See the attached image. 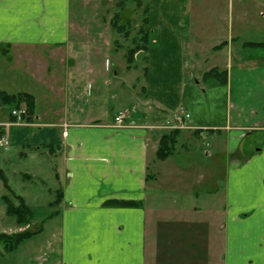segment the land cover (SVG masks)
Here are the masks:
<instances>
[{
	"label": "crops",
	"instance_id": "obj_1",
	"mask_svg": "<svg viewBox=\"0 0 264 264\" xmlns=\"http://www.w3.org/2000/svg\"><path fill=\"white\" fill-rule=\"evenodd\" d=\"M191 1L147 0L152 43L134 56L145 62L143 111L124 112L118 128L121 110L107 117L93 93L102 55L67 47L71 0H0V81L7 64L34 86L12 92L0 82V90L35 101L33 121L17 124L9 112L0 118V133L18 158L36 163L44 154L55 163L53 193L61 198L57 207L48 202L39 225L56 213L17 247L14 264H264V52L261 59L232 56L234 42L251 28L241 5L259 3L263 19L264 0L237 1L235 22L214 33L226 40L210 46L225 51V60L203 72L195 70L199 53L188 47ZM243 41L240 50L250 43ZM179 110L189 115L184 124L199 131L192 137L214 141L203 149L205 159L216 157L220 144L229 163L222 192L208 191L199 207L188 205L201 197L196 190L167 186L173 178L161 166L174 154L156 159L163 123ZM112 200L139 204L108 205ZM173 213L189 216L175 221Z\"/></svg>",
	"mask_w": 264,
	"mask_h": 264
},
{
	"label": "rangeland",
	"instance_id": "obj_2",
	"mask_svg": "<svg viewBox=\"0 0 264 264\" xmlns=\"http://www.w3.org/2000/svg\"><path fill=\"white\" fill-rule=\"evenodd\" d=\"M237 1L232 0V8L230 0L191 1L193 28L191 31L192 35L188 37L187 41L188 47H193L199 53L197 63L195 60V70L197 72L210 69V66L216 60L218 62L225 60V51L220 53H217L218 51L212 52L210 46L226 40V36L214 33L223 30L225 33L228 24L231 25L229 23L231 19H234L235 22V18L240 13L237 10ZM121 4L122 8L120 9L118 5ZM243 7L246 14H250L251 28L246 35L243 33L242 39L234 42L232 56H256V58L261 59L259 54L263 53L264 49L246 46L240 50L239 45L244 42L243 39L248 40L250 43L264 42V30L261 29L264 18L261 19L259 16V11L263 8L257 2H253L250 5H241V12ZM146 8L147 0H139V4L137 0H71L70 2L71 25L67 47H81L84 50H87L88 47H93L95 56L102 55V57L96 58L98 60L95 61V82L92 87L93 93L96 95V105L98 104L97 99H100L102 108L106 109L108 112L107 117L109 118L117 113L118 110L123 113L131 111L133 108H137L138 112L143 111L142 106L138 105L142 101V98H140L142 96L140 86L144 85L145 75L143 67L145 62L141 58L142 56L137 59L134 57L133 62L129 66L125 55L126 51L135 45V42L141 43L139 30L149 29L148 26L146 27L142 24ZM116 12L121 14V23L124 25L125 31L128 32L127 37L117 34L110 26V19ZM197 32L200 35H196ZM149 34V44L151 45L153 36L151 32ZM195 40H197L198 46L192 45ZM6 68H8L7 64L2 68L6 75L2 76L5 80L0 82L6 86L9 84L8 91L16 92L18 90H26L29 87L30 83L25 78H20L16 72L12 73L9 68L7 70L11 71V76L7 75ZM32 88L34 86L30 85V90ZM32 92L37 96L42 91L40 93L38 91ZM37 105L40 107L39 101H37ZM21 106L25 109L24 104H20L18 107L13 105L1 106L0 118H7L12 109ZM125 118L126 114L124 120ZM165 124L168 125L162 127V134L174 130L178 132L177 143L173 152L174 156L170 158L167 164L161 166L162 170H165L168 174L171 173L173 178V182H169L167 186L173 187V190L187 188L196 190L201 197L197 201L188 202V205L195 204L193 206L199 207L201 200L206 199L208 191L218 190L221 193L224 189V173L229 164L225 147L219 144L216 147V150H218L216 157L206 160L203 149L207 147L206 144L213 145V140H199L192 137L189 132L195 133L198 130L191 129L188 126L181 128V126H177L173 122V118L169 122L163 123V125ZM123 126L124 121L118 128ZM17 152V147H8L6 151L0 149V170L4 174L9 188L16 195L22 197L26 204L33 209L34 221L32 220L26 226H17L13 218L5 215V206L0 202V234L12 235L35 231L41 218L48 213V211H45L48 202L55 199L53 193L57 187L54 179L55 163L46 160L43 156L44 154L37 155L34 159L36 163H31L30 159L18 158ZM177 169L178 171L182 169L183 173L175 172L174 170ZM206 171H209L210 175ZM6 193L7 190L0 179V198ZM172 216L175 217V221H183V218L187 219L189 215L181 216L179 213H173ZM194 216L197 222L202 219V215ZM189 247L191 249L195 248V246ZM188 254L194 256L197 253L190 250ZM14 263V253H5L0 246V264Z\"/></svg>",
	"mask_w": 264,
	"mask_h": 264
},
{
	"label": "trees",
	"instance_id": "obj_3",
	"mask_svg": "<svg viewBox=\"0 0 264 264\" xmlns=\"http://www.w3.org/2000/svg\"><path fill=\"white\" fill-rule=\"evenodd\" d=\"M139 4V0H137ZM118 7L121 9L122 4L118 5ZM145 17L142 20V24L144 26H148L147 21V13L148 8L144 10ZM122 17L121 14L118 12L114 13L113 16L110 19V26L114 32H116L119 35H123L124 37L128 36V32L125 31L124 25L121 23ZM150 30H139L140 35V41L141 43H136L135 45L128 49L126 51L125 59L127 63L130 64L133 62L134 55L138 52H144L148 49L150 46L148 37L150 34ZM247 46H253V47H264V42L260 43H246ZM223 47V44H220L214 49L218 50ZM128 66V67H129ZM212 72L206 73V77L212 75ZM20 104H24L25 106V115L23 116L24 122H31L32 118L34 116V107H35V101L34 97L29 93H16V94H8L4 91L0 90V107L5 105H13L15 107H18ZM14 120V119H12ZM178 138V132L176 130L163 133L159 140H158V146L156 150V159L163 161L167 159L169 156H171L174 152L176 143ZM0 179L2 180V183L4 184V187L7 190V193L3 195L0 198V202L5 206V215L7 217L13 218L17 226H26L31 223L33 220V214L31 211L30 206H28L25 202V200L16 195L8 186L5 176L0 170ZM14 200V201H13ZM61 201L60 195H56L54 201L50 203V207H57ZM108 205L112 206H137L139 203L135 201H109L107 203ZM56 212L50 213L48 216H46L43 220V224L46 220L51 219ZM38 225L37 229L35 231H26L23 233H16L12 235H6L1 233L0 234V246L2 250L5 253H14L17 249V247L24 241L30 239L31 237L35 236L39 233L41 226Z\"/></svg>",
	"mask_w": 264,
	"mask_h": 264
},
{
	"label": "built area",
	"instance_id": "obj_4",
	"mask_svg": "<svg viewBox=\"0 0 264 264\" xmlns=\"http://www.w3.org/2000/svg\"><path fill=\"white\" fill-rule=\"evenodd\" d=\"M25 113V109L24 107H19L17 109H13L11 111V116L14 117L18 122L21 121V117L24 115ZM124 117L125 114L123 112H119L115 117H114V123L116 126H121V124H123L124 121ZM189 118V115L183 111V110H179L176 113H174L173 115V122L177 125V126H181L185 127L186 125L184 124V122ZM190 128V127H189ZM65 135V132H64ZM9 145V141L7 139H5L4 137L0 138V148H6Z\"/></svg>",
	"mask_w": 264,
	"mask_h": 264
}]
</instances>
